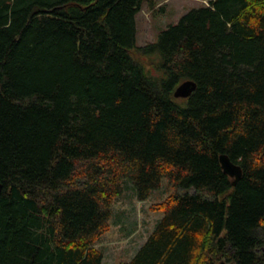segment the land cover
Listing matches in <instances>:
<instances>
[{"label":"trees","instance_id":"16d2710c","mask_svg":"<svg viewBox=\"0 0 264 264\" xmlns=\"http://www.w3.org/2000/svg\"><path fill=\"white\" fill-rule=\"evenodd\" d=\"M142 1L0 0V264H102L124 181L144 201L164 177L182 193L120 264H264V0L138 46Z\"/></svg>","mask_w":264,"mask_h":264},{"label":"rangeland","instance_id":"374dc122","mask_svg":"<svg viewBox=\"0 0 264 264\" xmlns=\"http://www.w3.org/2000/svg\"><path fill=\"white\" fill-rule=\"evenodd\" d=\"M207 4V0H143L135 16L136 45L157 41L161 31L168 25L176 24L190 9ZM157 60V56L151 54L142 56L140 61L145 68L156 74L154 62ZM177 100L181 101L182 98ZM131 186L132 181L126 179L121 195L112 203L109 228L95 242V247L104 253L103 264L128 261L162 217V212L153 207L169 195L182 193V190L164 177L159 188L152 190L146 200L139 201Z\"/></svg>","mask_w":264,"mask_h":264},{"label":"water","instance_id":"95a60500","mask_svg":"<svg viewBox=\"0 0 264 264\" xmlns=\"http://www.w3.org/2000/svg\"><path fill=\"white\" fill-rule=\"evenodd\" d=\"M195 88L196 83L193 80H184L176 86L173 96L176 98H187ZM219 161L224 173L232 178L231 184L235 185L242 176V169L240 165L234 163L225 153H221L219 155Z\"/></svg>","mask_w":264,"mask_h":264},{"label":"crops","instance_id":"0c3cea01","mask_svg":"<svg viewBox=\"0 0 264 264\" xmlns=\"http://www.w3.org/2000/svg\"><path fill=\"white\" fill-rule=\"evenodd\" d=\"M133 192V191H132ZM133 194H134V196H135V198H136V195H135V193L133 192ZM138 200V199H137ZM103 253V252H102ZM104 263V253H103V259H102V264Z\"/></svg>","mask_w":264,"mask_h":264}]
</instances>
